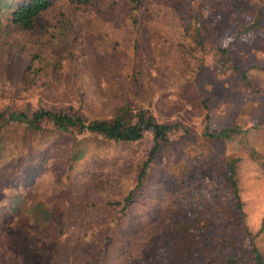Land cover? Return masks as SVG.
Wrapping results in <instances>:
<instances>
[{
  "label": "rangeland",
  "instance_id": "obj_1",
  "mask_svg": "<svg viewBox=\"0 0 264 264\" xmlns=\"http://www.w3.org/2000/svg\"><path fill=\"white\" fill-rule=\"evenodd\" d=\"M16 2L0 113L178 126L135 189L150 129L116 141L0 122V264H253V244L264 263V0H54L29 30L9 20Z\"/></svg>",
  "mask_w": 264,
  "mask_h": 264
},
{
  "label": "trees",
  "instance_id": "obj_2",
  "mask_svg": "<svg viewBox=\"0 0 264 264\" xmlns=\"http://www.w3.org/2000/svg\"><path fill=\"white\" fill-rule=\"evenodd\" d=\"M77 3H84L88 0H72ZM133 6L137 8L141 0H130ZM54 0H17L13 8L9 12V20L17 24L19 27L25 30L33 29L36 25V20L42 15L51 5ZM9 6V0H0V24L2 22L1 13ZM222 52H227V47H222ZM244 77L245 73L242 72ZM4 112L0 113L2 116ZM136 115V114H135ZM133 115V116H135ZM131 114H120L108 119L94 118L89 119L82 113L73 111L72 113H67L63 111H52L47 108H40L32 113H26L24 111H9L3 117H0V122L15 120L18 122H23L26 126L34 129L41 128L40 122L44 118H50L55 124H58L62 129L74 128L78 132L90 131L93 133H99L106 138L116 140V141H131L139 139L143 132L147 129L153 132V143L147 153L145 159L143 160L133 188L137 189L143 183L144 177L147 174V168L150 163L157 156L158 150L160 148L161 142L167 139V132L171 129L177 127V123H167L160 122L155 119L152 114H142L139 112L135 118ZM208 119L209 116L206 115L205 118V133L208 129ZM219 135H225L226 129H222L217 132ZM76 156H78L76 154ZM75 158V155H74ZM231 172L233 169V164L230 163ZM231 183L234 187V192L237 194L236 182L232 175L229 177ZM124 205L131 199V192L124 198ZM253 252L255 254V262L253 264H264L263 256L260 250L253 244Z\"/></svg>",
  "mask_w": 264,
  "mask_h": 264
}]
</instances>
